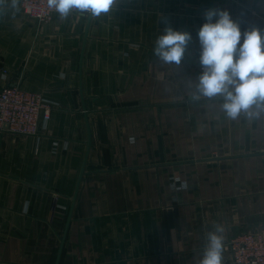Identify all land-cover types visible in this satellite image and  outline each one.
<instances>
[{"label":"crops","instance_id":"0c3cea01","mask_svg":"<svg viewBox=\"0 0 264 264\" xmlns=\"http://www.w3.org/2000/svg\"><path fill=\"white\" fill-rule=\"evenodd\" d=\"M209 8L264 32V0H118L42 24L0 0V90L56 103L39 137L0 132V264H199L214 224L232 264L227 243L264 230V111L192 99ZM168 26L192 36L181 65L153 54Z\"/></svg>","mask_w":264,"mask_h":264},{"label":"clouds","instance_id":"9594fccd","mask_svg":"<svg viewBox=\"0 0 264 264\" xmlns=\"http://www.w3.org/2000/svg\"><path fill=\"white\" fill-rule=\"evenodd\" d=\"M117 3L118 0H47V7L67 19L73 11L100 17L113 11ZM10 4L14 12H19L20 0H10ZM204 18L206 22L197 33L202 73L194 82L192 99L221 97L228 119H237L242 113L259 116L264 111V32L254 27L242 34L227 10L209 8ZM191 41L189 32L165 27L155 41L153 54L163 63L181 65L186 54L191 58ZM224 231L223 225L214 224L207 233L199 264H223Z\"/></svg>","mask_w":264,"mask_h":264},{"label":"built area","instance_id":"2783aa9c","mask_svg":"<svg viewBox=\"0 0 264 264\" xmlns=\"http://www.w3.org/2000/svg\"><path fill=\"white\" fill-rule=\"evenodd\" d=\"M20 8L40 24L57 14L47 7V0H20ZM72 13L85 14L79 11ZM54 107L56 103L39 93L24 91L18 85H6L0 90V132L39 137ZM227 249L232 264H264V230L237 235L227 243Z\"/></svg>","mask_w":264,"mask_h":264},{"label":"water","instance_id":"95a60500","mask_svg":"<svg viewBox=\"0 0 264 264\" xmlns=\"http://www.w3.org/2000/svg\"><path fill=\"white\" fill-rule=\"evenodd\" d=\"M83 170H84V167L80 173V176H79V179H78V182H77V187H76V190H75V195L73 197V201L75 200V196H76V193H77V190H78V187H79V184H80V181H81V178H82V174H83ZM73 208V205L71 206V209Z\"/></svg>","mask_w":264,"mask_h":264}]
</instances>
